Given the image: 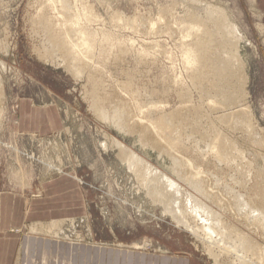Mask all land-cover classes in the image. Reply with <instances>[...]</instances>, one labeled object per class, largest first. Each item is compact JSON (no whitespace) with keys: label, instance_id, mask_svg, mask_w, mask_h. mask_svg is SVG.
Listing matches in <instances>:
<instances>
[{"label":"rangeland","instance_id":"1","mask_svg":"<svg viewBox=\"0 0 264 264\" xmlns=\"http://www.w3.org/2000/svg\"><path fill=\"white\" fill-rule=\"evenodd\" d=\"M54 1L0 0V192L19 195L27 202L42 195L43 183L72 174L84 191L85 214L67 219L59 234L48 230V226L39 227L43 230L39 234L69 243H101L118 249L132 248L133 251L145 253L149 261L166 256L189 259L190 264H241L234 252L231 253L232 249L226 254L220 248L224 244L222 238L217 236L212 245V252L222 254L217 257L207 248L209 243L202 231L196 235L178 223L170 213H165L163 205L147 194L133 172L128 171L127 163L118 155V147L111 143L112 138H116L171 177L182 188L185 200L187 195H195L207 207L210 206L221 221L229 222L234 230H225L226 237H234L239 231L247 238L251 236L257 248L256 251L255 248L252 252L247 251L246 263L248 260L250 263L247 264H264V220L255 221L248 217L246 208L235 205L238 204L236 200L239 195H242L243 200H251L257 207L264 208V0H56V4ZM63 3L64 7L59 5ZM206 3L222 10L224 19L236 26L240 38L237 54L217 44L221 36L214 37L216 41L210 46H214L212 50L215 53L222 50L218 55L227 56L235 65L237 74L230 81V86L236 84L230 87L235 101L227 105L219 94L211 90L212 79L216 77L210 75H216L209 65L212 62L207 64L209 67L205 66L210 72L200 65H197L196 71L197 59L186 58L188 49L195 48L201 39L205 40L202 37H205L204 32L212 28L211 22L206 21L204 16ZM197 4L198 9L203 7L201 11L197 9ZM193 6H196L197 12L193 11ZM78 9H82L83 15L79 14ZM185 11L200 14V20L205 17L202 20L205 22L200 21V27H196L204 32L200 33L190 26L194 23V15L191 13V17ZM72 14L80 15L81 25L69 19ZM154 17L158 19L154 20ZM201 22L205 26L202 27ZM51 26L53 36L50 35L52 32L48 33L49 29L52 30ZM82 30L95 32V37L86 34L88 37L85 38ZM56 31L57 34H54ZM68 31L74 34L71 32L69 35ZM71 34L74 35L72 38ZM54 36L56 39L64 37L68 41L73 39L67 45L73 46L75 43H70L76 42L74 46L82 52L76 50L71 58V54L66 55L53 42ZM89 37L93 46L90 42H83L84 38L87 40ZM84 48L86 54H83ZM224 49H228L227 53ZM210 55L214 59L217 54ZM1 62L4 66H1ZM200 70L203 73L200 74ZM206 78H210L211 82ZM95 84H98L99 90ZM95 88L98 91H94ZM92 92L98 93L99 103L102 102L108 115L125 107L124 111H119L129 116L124 115L128 118V127L118 128L117 118H112L113 115L110 116L111 121L110 118H103L95 106L96 95L94 97ZM23 103L38 110H56L60 127L44 133L28 131L19 123ZM216 105L221 106L218 108ZM175 110L178 113L174 117L178 121L173 119V128L177 122L180 124L176 126L178 132L175 128L177 133L174 129L175 133L171 132L173 135L170 138L175 144L168 143L169 139L162 136L164 142L154 133L150 137L158 143L156 146L141 143L140 134L134 132L132 127L148 125L151 120L158 123L157 118L170 115ZM147 111L154 112L155 117ZM163 111L165 114L162 115ZM196 112L200 119L195 116ZM190 113H193L194 119H191ZM138 115L142 116L137 118ZM159 130L164 132L161 128ZM203 134L206 138H203ZM176 135L179 138L173 137ZM225 140L234 142L240 152L233 151L229 161L219 156L218 148ZM176 167L181 169L182 174L176 172ZM190 179L201 181L204 192L195 190ZM239 208L242 210L239 211ZM189 218V222L194 224L193 217ZM260 225L263 229H260ZM30 227L31 223H27L23 231L11 228L8 232L29 233Z\"/></svg>","mask_w":264,"mask_h":264},{"label":"bare ground","instance_id":"2","mask_svg":"<svg viewBox=\"0 0 264 264\" xmlns=\"http://www.w3.org/2000/svg\"><path fill=\"white\" fill-rule=\"evenodd\" d=\"M56 1V0H55ZM55 1H54V3H55ZM64 1V0H63ZM66 1H68V0H66ZM71 1V0H70ZM77 1V0H76ZM75 1V2H76ZM186 1V0H185ZM49 2V1H48ZM65 2V1H64ZM72 2V1H71ZM71 2H69V4L71 3ZM73 2H74V0H73ZM160 2V1H159ZM178 2V1H177ZM193 2V1H192ZM202 2V1H201ZM204 2V1H203ZM4 3V2H3ZM57 3V2H56ZM55 3V4H56ZM61 3V2H60ZM86 3V2H85ZM89 3V2H88ZM107 3V2H106ZM105 3V4H106ZM195 4H196V2H194ZM193 3V4H194ZM199 3V2H198ZM205 3V2H204ZM65 3H63V5L62 4H59V5H61V6H65L64 5ZM104 4V3H103ZM160 4V3H159ZM58 5V6H59ZM66 5H68V4H66ZM73 5V4H72ZM83 5V4H82ZM89 5V4H88ZM87 5V6H88ZM111 5H113V4H111ZM205 5H207L206 6V8L203 10V11H205V14H204V16L206 17V21L208 20V22L210 21L211 22V29H209L207 32H204V31H202V32H204L205 33V37L204 36H202L203 38H205V40L203 39V41H202V39H201V41H200V38H199V41L200 42H197V44H196V47L195 48H191V49H188V55L186 56V58L188 59V60H191V59H193L194 57V60L195 59H197V62H198V64H196V68L194 69V70H196V71H198V69H197V65H200L201 67H203L204 69H205V66H207V67H209L207 64H209V62H212V65H211V63L209 64L210 65V67H211V69H213V72H215L216 73V75L215 74H210V75H213V78L215 79H212V82H211V80H210V78H208L209 80H210V82H211V90L214 92V93H216V94H219L221 97H222V99H223V101H224V103L226 104V103H230V102H232V101H235V95H233L234 93H232L233 91L230 89V87L231 86H233V85H231L230 86V81L232 80V78H234V76L237 74V73H235V71H234V62H232V61H230V60H228L227 59V56H220V55H218V53L219 52H222V50L220 51L219 49V51H216V52H218V53H215V51H213L212 50V48H214V46L213 47H210L211 46V44L212 43H214L216 40H214L213 38L215 37V39L217 38V36H221L222 38H221V40H220V38H219V42L217 43L218 45H221V46H225V47H227L228 49H231L235 54H237V43H238V41H240V38L237 36V29H236V26L234 25V24H229L225 19H224V16H223V12H222V10L221 9H219V8H215V7H213L210 3L209 4H205ZM53 6V5H52ZM55 6V5H54ZM57 6V5H56ZM70 6H71V4H70ZM75 6V5H74ZM92 6V5H91ZM159 6V5H158ZM170 6H172V8L174 7L173 5H170ZM197 9L199 8V4H197ZM201 6H203L202 4H201ZM76 7V6H75ZM85 7V6H84ZM106 7V6H105ZM150 7V6H149ZM167 7V6H166ZM169 7V6H168ZM194 7H196V6H193V8L192 9H195V10H193V11H196L197 12V10H196V8H194ZM53 8V7H52ZM58 8V7H57ZM60 8V7H59ZM66 8H67V6H66ZM69 8V7H68ZM73 8V7H72ZM90 8V7H89ZM163 8V7H162ZM188 8V7H187ZM186 8V9H187ZM41 9V8H40ZM48 9V8H47ZM55 9V8H54ZM64 9V8H63ZM76 9V8H75ZM75 9H72V10H74L75 11ZM85 9H86V7H85ZM168 9V8H167ZM189 9V8H188ZM200 9L202 10L203 9V7L201 8L200 7ZM200 9H198V10H200ZM58 10V9H57ZM60 10V9H59ZM58 10V11H59ZM71 10V9H70ZM79 10V9H78ZM82 10V9H81ZM81 10H79L80 12H79V14H81ZM166 10V9H165ZM171 10V9H170ZM173 10V9H172ZM191 10V9H190ZM200 10V11H201ZM62 11H64V10H62ZM76 11H77V9H76ZM117 11V10H116ZM169 11V10H168ZM174 11V10H173ZM172 11V12H173ZM192 11V12H193ZM60 12V11H59ZM78 12V11H77ZM83 12V11H82ZM85 12V11H84ZM114 12V11H113ZM175 12V11H174ZM191 12V13H192ZM199 12V11H198ZM58 13V12H57ZM57 13H56V15H57ZM62 13V12H61ZM69 13H71V12H69ZM73 13V12H72ZM87 13H89V12H87ZM118 13V12H117ZM123 13V12H122ZM161 13V12H160ZM165 13V12H164ZM185 13H186V11H185ZM191 13L189 12V13H186V14H190L191 15ZM195 13V12H194ZM194 13H192L194 16H193V24L192 25H190V26H192V27H194V29H196V30H199V29H197L198 27H200L199 26V23H200V21H202L204 18H202V20H200L201 18L199 17V15L200 14H198V15H196V13L194 14ZM204 13V12H203ZM66 14V13H65ZM74 14V13H73ZM72 14V15H73ZM113 14V13H112ZM162 14H163V11H162ZM168 14V13H167ZM58 15L60 16V14L58 13ZM64 15V14H63ZM69 14L67 13V15H66V18H67V20H68V16ZM71 15V14H70ZM81 15H83V14H81ZM107 15V14H106ZM140 15V14H139ZM164 15V14H163ZM170 15H171V12H170ZM189 15V16H190ZM215 15H217V16H215ZM55 16V15H54ZM114 16V15H113ZM117 16V15H116ZM121 16V15H120ZM124 16V15H123ZM135 16V15H134ZM141 16V15H140ZM144 16V15H143ZM160 16V15H159ZM202 16V15H201ZM57 17V16H56ZM83 17V16H82ZM108 17V16H107ZM136 18L138 17V15L137 16H135ZM149 17V16H148ZM151 17V16H150ZM165 17V16H164ZM191 17H192V15H191ZM116 18V17H115ZM143 18H146V17H143ZM157 18V17H156ZM155 17H154V20L156 19ZM163 18V17H162ZM41 19V18H40ZM54 19V18H53ZM69 19H72L71 21L73 22V21H76V22H82V21H80V20H82V18L80 17V15H78V14H75V15H73V16H71ZM112 19V18H111ZM124 19V18H123ZM133 19V18H132ZM132 19H131V21H132ZM139 19V18H138ZM158 19V18H157ZM171 19V18H170ZM46 20V19H45ZM63 20V19H62ZM109 20H110V18H109ZM121 20V19H120ZM143 21L145 20V19H142ZM148 20V19H147ZM150 20V19H149ZM153 20V21H154ZM41 21V20H40ZM43 21V20H42ZM48 21V20H47ZM50 21V20H49ZM59 21H61L60 19H59ZM98 21V20H97ZM112 21V20H111ZM113 21L115 22V20L113 19ZM134 21H135V19H134ZM140 21V20H139ZM139 21H138V23H139ZM142 21V22H143ZM196 21V22H195ZM52 22H53V20H52ZM51 22V23H52ZM64 23H65V21H63ZM76 22H75V25H76ZM90 22V21H89ZM133 22V21H132ZM141 22V23H142ZM145 22V21H144ZM156 22V21H155ZM164 22L165 21H163V24H164ZM202 22H205V20L204 21H202ZM201 22V26L203 27V26H205V25H203L204 23H202ZM61 23V22H60ZM59 23V25H61ZM67 23V22H66ZM98 23V22H97ZM104 23V22H103ZM127 23V22H126ZM140 23V24H141ZM147 23V22H146ZM182 23H184V22H182ZM191 23V22H190ZM53 24V23H52ZM74 24V23H73ZM83 24V23H82ZM102 24V23H101ZM118 24V23H117ZM123 24V23H122ZM129 24V23H128ZM143 24H145V23H143ZM149 24V23H148ZM152 24V23H151ZM169 24V23H168ZM186 24V23H185ZM189 24V23H188ZM207 24V23H206ZM57 25V24H56ZM80 25H81V23H80ZM115 25V24H114ZM155 25V24H154ZM166 25V24H165ZM170 25V24H169ZM184 25V24H183ZM42 26H43V24H42ZM45 26V25H44ZM47 26V25H46ZM50 26V25H49ZM54 26V25H53ZM53 26H51L52 27V30L51 29H49L50 31L48 32L49 34H50V32H52L50 35H52L53 34ZM58 26V25H57ZM70 26H72V25H70ZM79 26V25H78ZM113 26V25H112ZM117 26H119V25H117ZM120 26H121V24H120ZM123 26V25H122ZM124 26H125V24H124ZM168 26V25H167ZM48 27V26H47ZM74 27V26H73ZM82 27V26H81ZM85 27V26H84ZM83 27V28H84ZM87 27V26H86ZM90 27H92V25L90 26ZM99 27H101V26H99ZM135 27V26H134ZM163 27V26H162ZM161 27V28H162ZM186 27V26H185ZM188 27V26H187ZM197 27V28H196ZM49 28V27H48ZM57 29H58V27H56ZM66 28V27H65ZM82 28V29H83ZM104 28V27H103ZM171 28V27H170ZM191 28V27H190ZM67 29V28H66ZM69 29V28H68ZM67 29V30H68ZM89 29V28H88ZM94 29V28H93ZM138 29V28H137ZM159 29H160V26H159ZM187 29V28H186ZM202 29V28H201ZM206 29V28H205ZM204 29V30H205ZM60 30H61V27H60ZM99 30V29H98ZM164 30V29H163ZM163 30H160V31H163ZM166 30V29H165ZM207 30V29H206ZM205 30V31H206ZM64 31V30H63ZM91 31H93L94 32V30H91ZM96 31V30H95ZM108 31V30H107ZM170 31V30H169ZM189 32H190V34H191V31L190 30H188ZM188 31H186V32H188ZM192 31H193V29H192ZM195 31V30H194ZM200 31V30H199ZM198 31V32H199ZM201 31H200V33H201ZM57 32L58 31H56V32H54V34L56 33L57 34ZM69 32V31H68ZM72 32V31H71ZM71 32H69V35H70V33ZM156 32V31H155ZM154 32V33H155ZM196 32V31H195ZM60 33V32H59ZM79 33V32H78ZM82 33H83V35H84V37L85 36H87L88 37V35L90 36V37H95V36H93V34L95 33H91V32H86V31H84V30H82ZM98 33V32H97ZM103 33H105V32H103ZM159 33H161V32H159ZM165 33V32H164ZM48 34V35H49ZM62 34H63V32H62ZM72 34H74V32H72ZM72 34H71V38L74 36H72ZM86 34H88V35H86ZM96 34V33H95ZM94 34V35H95ZM107 34V33H106ZM156 34V33H155ZM189 34V33H188ZM75 35H76V33H75ZM82 35V34H81ZM197 35V34H196ZM201 35H203V33L201 34ZM239 35V34H238ZM53 36V35H52ZM64 36V35H63ZM66 36H68V34L66 35ZM97 36V35H96ZM99 36V35H98ZM102 36V35H101ZM100 36V37H101ZM191 36H195V35H191ZM190 36V37H191ZM61 37H62V35H61ZM61 37H59L58 39H56L55 38V36H54V38H55V41H53V42H56L57 43V46L60 48V49H63V51L66 53V55H70V57L72 58L73 56H72V54L74 53V52H76V50H79L76 46H74L75 44H76V42H71L70 44H72V43H75L73 46H69V45H67V43H69L70 41H72V40H70V41H68V40H66L64 37H63V39L61 38ZM69 37V36H68ZM78 37H79V35H78ZM78 37H77V39H78ZM82 37V36H81ZM87 37H85V38H87ZM90 37L86 40L85 38H84V40L85 41H83V42H90ZM206 37H209V39L207 38V40H206ZM70 38V37H69ZM116 38V37H115ZM68 39V38H67ZM97 39V38H96ZM107 39H109V37L107 38ZM112 39V38H111ZM53 40V39H52ZM83 40V39H82ZM92 40V39H91ZM122 40V39H121ZM196 40V39H195ZM198 40V39H197ZM218 40V39H217ZM75 41V40H74ZM77 41V40H76ZM95 41V40H94ZM96 42H98V41H96ZM100 42V41H99ZM98 42V43H99ZM86 43V44H87ZM91 43V42H90ZM105 43V42H104ZM51 44V43H50ZM92 44V46H93V43H91ZM189 44V43H188ZM53 45V44H52ZM106 45V44H105ZM112 45H114V44H112ZM213 45V44H212ZM230 45H231V48H230ZM79 46V45H78ZM85 46V45H84ZM83 46V47H84ZM186 46H187V44H186ZM189 46V45H188ZM217 46V45H216ZM79 47H81V46H79ZM224 48V47H223ZM96 49V48H95ZM123 49V48H122ZM228 49H224L225 50V52L227 53V51H228ZM84 50H85V48L83 49V54H86L85 52H84ZM91 50V49H90ZM89 50V51H90ZM146 50V49H145ZM157 50V49H156ZM191 50V51H190ZM80 52H82L81 50H79ZM185 51V50H184ZM57 52V51H56ZM90 52H92V51H90ZM100 52H101V50H100ZM191 52L194 54H196V55H191ZM47 53V52H46ZM98 53V52H97ZM102 53V52H101ZM121 53V52H120ZM125 53V52H124ZM156 53V52H155ZM217 54V55H215L218 59H219V61L216 59V57H214V59H213V55H212V57H211V55L210 54ZM89 54V53H88ZM92 55V54H91ZM91 55H90V57H91ZM61 55H59L58 57H60ZM76 55H74V57H75ZM83 57L85 56V55H82ZM87 56V55H86ZM70 57H68V58H70ZM97 57V56H96ZM105 57H107V56H105ZM136 57V56H135ZM53 58V57H52ZM89 58V57H88ZM63 59H64V57H63ZM217 60V62H216V60ZM110 60V59H109ZM215 60V61H214ZM88 61V60H87ZM93 61V60H92ZM187 61V60H186ZM193 61V60H192ZM68 62V61H67ZM66 62V63H67ZM78 62V61H77ZM82 62V61H81ZM80 62V63H81ZM84 62V61H83ZM90 62V61H89ZM196 62V61H195ZM196 62V63H197ZM2 63V62H1ZM69 63V62H68ZM76 63V62H75ZM84 64V63H83ZM3 65V63L1 64V66ZM4 66V65H3ZM79 66H81V65H79ZM85 66V65H84ZM90 66V65H89ZM190 66H192V65H190ZM87 67V66H86ZM91 68V67H90ZM82 69V68H81ZM87 69V68H86ZM191 69V68H190ZM206 70V69H205ZM204 70V71H205ZM201 71V70H200ZM207 72H210V70L208 71V70H206ZM192 72V71H191ZM195 72V71H194ZM206 72V73H207ZM1 73V72H0ZM196 73V72H195ZM201 73H203L202 71L200 72V74ZM77 74V73H76ZM194 75V74H193ZM204 75H205V73H204ZM207 76L209 75V74H206ZM205 75V76H206ZM195 77V76H194ZM193 77V78H194ZM197 77V76H196ZM195 77V78H196ZM209 77V76H208ZM211 77V76H210ZM238 77V76H237ZM97 78V77H96ZM96 78H94V79H96ZM200 79H201V76L199 77ZM212 78V77H211ZM1 79V78H0ZM202 79H203V77H202ZM207 78H206V80H208ZM235 79V78H234ZM100 80V79H99ZM208 80V81H209ZM214 80V81H213ZM97 81V80H96ZM192 81V80H191ZM1 82V81H0ZM126 82H128V81H126ZM101 83V82H100ZM100 83H98V84H100ZM104 83V82H103ZM130 83V82H129ZM133 83V82H132ZM98 84L96 85L97 87H98V90H99V86H98ZM105 84V83H104ZM210 84V83H209ZM232 84V83H231ZM94 85V86H95ZM103 85V84H102ZM116 85V84H115ZM236 85V84H235ZM234 85V86H235ZM126 86V85H125ZM130 86H132V84L130 85ZM129 86V87H130ZM233 86V87H234ZM116 88V87H115ZM104 89V88H103ZM111 89H112V87H111ZM117 89V88H116ZM234 89V88H233ZM96 88H95V90L94 91H98ZM236 90V89H235ZM93 91V90H92ZM103 91V90H102ZM116 91V90H115ZM123 91H124V89H123ZM122 91V92H123ZM137 91V90H136ZM136 91H135V93H136ZM162 91V90H161ZM197 91V90H196ZM237 91V90H236ZM236 91H234V92H236ZM121 92V91H120ZM128 92V91H127ZM95 94H93V92H92V94H93V96L95 97V95H96V97L94 98L95 100H97L96 102H95V106H96V108H97V110H98V112L100 113V115L103 117V118H106V120L108 119V118H110V116H112V118H117L116 120H117V124H118V126H120V127H118V128H127L128 127V125H127V121L126 120H128V118L127 117H129V116H127L126 114H125V112H120L119 110H121L122 109V111H124L123 110V108H125V107H123L122 106V108L120 107L119 108V110H116V111H114V114L112 113V115H108L109 114V112L105 109V106L104 105H102V102H100L99 103V98L100 97H98V93H96V92H94ZM124 93V92H123ZM156 93V92H155ZM116 94V93H115ZM114 94V95H115ZM125 94V93H124ZM129 94H131V93H129ZM206 94V93H205ZM207 95V94H206ZM212 95V94H211ZM127 96V95H126ZM135 96V95H134ZM207 96H209V95H207ZM219 96V97H220ZM128 97V96H127ZM120 98V97H119ZM114 99H115V97H114ZM216 99V98H215ZM207 100V99H206ZM217 100V99H216ZM120 101V100H119ZM223 101H222V103H223ZM122 102V101H121ZM124 102V101H123ZM217 102V101H216ZM106 103V102H105ZM139 103V102H138ZM222 103H220V104H222ZM233 103V102H232ZM160 104V103H159ZM159 104H156V105H159ZM214 105V104H213ZM227 105V104H226ZM148 106V105H147ZM151 106V105H150ZM218 108L221 106V105H216ZM215 106V107H216ZM94 107V106H93ZM152 107V106H151ZM95 108V109H96ZM150 108V107H149ZM153 108V107H152ZM156 108V107H155ZM200 108V107H199ZM210 108H212V106L210 107ZM116 109V108H115ZM135 109H136V107H135ZM213 109H214V107H213ZM216 109V108H215ZM146 110V109H145ZM153 110H154V108H153ZM160 109H158V111H159ZM241 110H242V108H241ZM142 111H144V109L142 108ZM173 111V110H172ZM181 111V110H180ZM186 111V110H185ZM191 111H192V109H191ZM193 111H194V113H195V110L193 109ZM192 111V112H193ZM199 111H200V109H199ZM145 112V111H144ZM148 112V111H147ZM161 112V111H160ZM178 113V111H176L175 110V112L173 113L172 112V114L170 113V115H164V116H161V117H159V118H157L158 119V123H155V122H153L152 120L150 121V123L148 124V125H138V126H135V127H132L133 128V131L134 132H138L140 135V137H141V143L142 142H144V143H146V144H152V145H154V146H156V143H155V139L153 138V137H150L151 135V133H154L156 136H158L160 139L161 138H163V137H165V138H168L169 140H168V143L170 142L171 144L172 143H174V142H172L171 140V138H170V136H172L173 134L171 133V132H174L175 131V128H176V126L177 125H180L178 122H177V125L173 128V126H174V123L172 122L173 121V119H175V121H178V120H176V119H178V118H175L174 117V114L175 113ZM246 112V111H245ZM141 113H143V112H141ZM150 112H148V114H149ZM197 113V112H196ZM152 116H154L153 114H154V112H153V114H152V112L150 113ZM163 114H165V111H163V113H162V115ZM169 114V113H168ZM183 114V112H181L180 113V115H182ZM185 114V113H184ZM193 114V113H192ZM192 114L190 113V115H191V117H192ZM124 115H126V116H124ZM144 115V114H143ZM177 115V114H176ZM175 115V116H176ZM201 115V114H200ZM242 115V114H241ZM135 116V115H134ZM142 116V115H141ZM140 115H138V117L137 118H139V117H141ZM186 116V115H185ZM196 117H199L198 116V113L195 115ZM206 116V115H205ZM127 119H126V118ZM131 117H133V116H131ZM144 117V116H143ZM148 117H150V116H148ZM155 117V116H154ZM177 117H179V116H177ZM190 117V118H191ZM134 118V117H133ZM145 118V117H144ZM151 118V117H150ZM205 118V117H204ZM136 119V118H135ZM135 119H134V121H135ZM186 119H188V115H187V118ZM186 119H184V120H186ZM191 119H194L193 117L191 118ZM199 119H200V117H199ZM202 119V118H201ZM112 119L110 118V121H111ZM137 120V119H136ZM142 120H143V118H142ZM148 120V119H147ZM181 120H183L182 118H181ZM183 120V121H184ZM197 120V119H196ZM203 120V119H202ZM144 121V120H143ZM188 121H191V120H188ZM187 121V122H188ZM193 121V120H192ZM191 121V122H192ZM248 121V120H247ZM131 122V121H130ZM129 122V123H130ZM141 122V121H140ZM193 122H196L195 120L193 121ZM197 122H198V120H197ZM249 122V121H248ZM114 123V122H113ZM128 123V124H129ZM139 123V122H138ZM240 123V122H239ZM115 124V123H114ZM116 124V125H117ZM142 124V123H141ZM170 124V125H169ZM171 124H173V125H171ZM188 124H189V122H188ZM187 124V125H188ZM195 124V123H194ZM197 124H199L200 125V123L198 122ZM115 125V126H116ZM137 125V124H136ZM196 125V124H195ZM251 125V124H250ZM182 126H184V125H182ZM189 126H190V124H189ZM194 126V125H193ZM202 126V125H201ZM236 126V125H235ZM179 127V126H178ZM190 127H192V126H190ZM209 127V126H208ZM151 128V129H150ZM159 128H161V130H163L164 132H161L160 130H159ZM165 128H166V130H165ZM167 128H168V130H167ZM183 128H185V127H183ZM182 128V129H183ZM202 128V127H201ZM210 128V127H209ZM208 128V129H209ZM247 128V127H246ZM245 128V129H246ZM172 130V129H174V131L172 130V131H170V130ZM186 129V128H185ZM193 129V128H192ZM196 129V128H195ZM179 130V129H178ZM181 130V129H180ZM188 130V129H187ZM248 130V129H247ZM132 131V132H133ZM176 131H177V128H176ZM175 131V132H176ZM194 131V130H193ZM208 131V130H207ZM174 132V133H175ZM178 132V131H177ZM176 132V133H177ZM184 132H186V131H184ZM188 132V131H187ZM196 132V131H195ZM198 132H200L199 134H201V131L199 130ZM197 132V133H198ZM203 132H204V130H203ZM205 132H206V129H205ZM211 132V131H210ZM129 133H131L130 132V130H129ZM180 133V132H179ZM191 134H192V132H190ZM255 133V132H254ZM161 134V135H160ZM164 134H166V136L164 135ZM181 134V133H180ZM206 135H207V132L205 133ZM149 135V136H148ZM188 135V134H187ZM202 135V134H201ZM163 136V137H162ZM177 136L178 135H176V136H173V137H176L177 138ZM186 136V135H185ZM184 136V137H185ZM194 136V135H193ZM193 136H191V137H193ZM249 136H250V134H249ZM205 137V135L203 134V138ZM216 137V136H215ZM178 138H179V136H178ZM200 138H201V136H200ZM206 138V137H205ZM157 139V138H156ZM181 139V138H180ZM161 140H163L164 141V139H161ZM174 140V139H173ZM197 140V139H196ZM195 140V141H196ZM216 140V139H215ZM222 140V139H221ZM228 140V139H227ZM227 140H225L224 142H222V144L220 145V148H218L219 149V156L221 157V158H223L224 160H231V158H232V156H231V154H234V152L233 151H236L237 149H239V148H237L236 147V145H235V143L234 142H231L230 140L229 141H227ZM112 142L111 143H113L115 146H117L118 147V149H119V152H118V155L124 160V162L125 163H127L126 164V166L128 165V168H129V170L128 171H132L133 172V174L136 176L135 178L137 179V181H138V183H139V185L140 186H143L145 189H146V191H147V194H149V195H151L152 197H154L159 203H161L162 205H163V207H164V211H165V213H170L172 216H173V218L174 219H176L177 221H178V223H182L183 225H185L186 226V228H189V229H191L192 230V232L194 233V234H196V235H199V232L200 231H202L203 232V234H204V237H206L205 239H206V241H208V249L212 252V245H214L215 244V240H216V237L218 236L219 238H222L223 240V242H224V244H223V242H222V244H223V246L222 247H220V248H222V250L224 249L225 250V253L227 254V252H229L230 253V249H232L231 250V253H232V251L234 252V254H235V256H237V258L236 259H238L239 261H240V263L241 264H247V263H250V262H248V260H247V263H246V259H245V256H247V251H251L252 252V249L253 248H255L254 246H256L255 244H254V242H252V240H251V236H250V238H247L246 237V235L244 234V233H241V231H239V232H237L236 233V237L234 236H232V235H230L229 237H226L225 236V230H234V228H233V226L231 225V226H229V222L228 223H225L224 221H221V219H220V216L219 215H217L216 213H214L209 207H207L201 200H199V199H197V198H195L192 194L190 195H187L188 197L186 198V200L184 199V194H183V191H182V188L171 178V177H169L166 173H164L162 170H160L159 168H157V167H155L151 162H149L148 160H146V159H144V157H142L140 154H138L137 152H135L134 150H132L130 147H128L125 143H123V142H121L120 140H118V139H116V138H112V140H111ZM158 141V140H157ZM160 141V140H159ZM175 141V140H174ZM177 141V140H176ZM188 141V140H187ZM186 141V142H187ZM202 141H203V139H202ZM140 142V141H139ZM165 142V141H164ZM163 142V143H164ZM180 142V141H179ZM185 142V141H184ZM217 142H218V139H217ZM221 142V141H220ZM163 143H161V144H163ZM178 143V142H177ZM105 144V143H104ZM149 144V145H150ZM158 144V143H157ZM165 144V143H164ZM163 144V145H164ZM175 144V143H174ZM178 144H180V143H178ZM219 144V143H218ZM106 145V144H105ZM173 145V144H172ZM181 145V144H180ZM210 145V144H209ZM214 145V144H213ZM145 146H147V145H145ZM182 146V145H181ZM180 146V147H181ZM210 146H212V145H210ZM215 146V145H214ZM212 147V148H215V150H216V147ZM162 147V146H161ZM184 147V146H183ZM116 148V147H115ZM186 148V147H185ZM165 149V148H164ZM163 149V150H164ZM172 149V148H171ZM198 152V151H197ZM203 152V151H202ZM201 152V153H202ZM211 152V151H210ZM213 152H214V149H213ZM215 152H217V151H215ZM237 152H239L238 150H237ZM167 153H168V150H167ZM240 153V152H239ZM169 154V153H168ZM172 154V153H171ZM178 154V153H177ZM182 154V153H181ZM185 154V153H184ZM203 154V153H202ZM215 154V153H214ZM170 155V154H169ZM171 156V155H170ZM195 156V155H194ZM174 157V156H173ZM178 157V156H177ZM176 157V158H177ZM186 158V157H185ZM121 159V160H122ZM173 159V158H172ZM188 159V158H187ZM122 160V161H123ZM221 160V159H220ZM177 161V160H176ZM174 162H175V160H174ZM178 162V161H177ZM180 162V161H179ZM190 162V161H189ZM188 162V163H189ZM231 162V161H230ZM181 163V162H180ZM191 163V162H190ZM190 163H189V166H190ZM29 167V166H28ZM180 167V166H179ZM197 167V166H196ZM201 167V166H200ZM127 168V169H128ZM178 167H176V172L178 173V174H182V171H181V167L179 168V170L177 169ZM198 169H200V168H198ZM193 170V169H192ZM201 170V169H200ZM130 171V172H131ZM195 171V170H194ZM196 171H198L199 172V170H197L196 169ZM201 173H202V170H201ZM203 174H205L204 172H203ZM208 174V173H207ZM250 176V175H249ZM26 177H28V176H26ZM25 178V177H24ZM23 178V179H24ZM22 179V178H21ZM250 180V179H249ZM191 183H192V185H193V187L195 188V190H197L198 192H200V193H203L204 192V188H203V185H202V183H201V181H198V180H196V179H190L189 180ZM243 183V182H242ZM245 183V182H244ZM260 184H261V182H260ZM245 185V184H244ZM258 185H259V183H258ZM261 186H263V185H261ZM260 187V186H259ZM257 188V187H256ZM263 188V187H262ZM215 190V189H214ZM213 190V191H214ZM217 193V192H216ZM233 193V192H232ZM239 194V193H238ZM253 194V193H252ZM212 197V196H211ZM215 198L217 197L216 196V194H215V196H214ZM213 197V198H214ZM206 198H207V196H206ZM208 199V198H207ZM217 199V198H216ZM257 200H258V198H257ZM257 200H255V201H257ZM261 200V199H260ZM230 201V200H229ZM237 202H238V204L236 203L235 205H237L238 207H240L241 208V206H243V208H246L245 209V211L246 210H248V212H247V215H248V217H250V218H253L255 221H258V222H261L262 220H264V208H259V207H257V205H255L254 203H253V201H245V200H243V198H242V195H239V197H238V199L236 200ZM158 203V204H159ZM160 204V205H161ZM218 204V203H217ZM258 204V203H257ZM255 205V206H254ZM236 206V207H237ZM239 208V211L240 210H242V209H240ZM226 210V209H225ZM237 213V212H236ZM239 215V214H238ZM189 216H192L193 217V221L195 222L194 224H191L190 222H189ZM237 217H239V216H237ZM89 218V217H88ZM175 220V221H176ZM62 221V220H61ZM71 221V220H70ZM176 221V222H177ZM201 221V222H200ZM66 222V221H65ZM224 222V223H223ZM263 222V225H264V221H262ZM59 224V223H58ZM62 225H63V223H62ZM257 225H259V223L257 224ZM47 226V225H46ZM235 227V226H234ZM259 227H261V225L259 226ZM263 228H264V226H263ZM262 227L260 228V229H263ZM256 229V228H255ZM55 233H57V234H59L60 233V230L59 231H57V232H55ZM191 233V232H190ZM193 234V235H194ZM203 234H202V236H203ZM247 234V233H246ZM62 235V234H61ZM195 236V235H194ZM203 237V238H204ZM237 238V239H236ZM71 240V239H70ZM205 241V242H206ZM75 243V242H74ZM218 242H216V244H217ZM219 244V243H218ZM215 246H219V245H215ZM215 246H213V247H215ZM228 248H229V250H228ZM257 248V247H256ZM256 248H255V251H256ZM132 249V248H131ZM205 249V248H204ZM251 249V250H250ZM226 250H228V251H226ZM254 251V252H255ZM261 252V251H260ZM213 253V255H215V256H219L220 257V255H222V254H220V255H218V254H216L215 252H212ZM215 253V254H214ZM224 253V254H225ZM228 253V254H229ZM261 254H262V252H261ZM231 255V254H230ZM256 255H258V254H256ZM260 255V254H259ZM228 256V255H227ZM256 257V256H255ZM262 257H264V255H262ZM262 257H261V259H262ZM218 259V258H217ZM249 260H251V259H249ZM253 261V260H252ZM251 264H252V262H251ZM255 264V263H254Z\"/></svg>","mask_w":264,"mask_h":264},{"label":"crops","instance_id":"3","mask_svg":"<svg viewBox=\"0 0 264 264\" xmlns=\"http://www.w3.org/2000/svg\"><path fill=\"white\" fill-rule=\"evenodd\" d=\"M22 106L19 123L28 131L44 133L60 127L56 110H38L28 103ZM72 177L64 175L43 183L42 195L27 202L19 195L0 192V264H190L189 259L166 256L149 261L140 251L101 243H69L39 234L43 231L39 227L47 225L57 232L67 219L85 214L84 191ZM27 223H31V232L9 234L11 228L23 231Z\"/></svg>","mask_w":264,"mask_h":264}]
</instances>
